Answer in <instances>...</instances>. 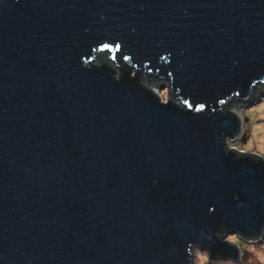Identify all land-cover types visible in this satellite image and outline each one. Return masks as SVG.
Here are the masks:
<instances>
[{
    "label": "water",
    "instance_id": "water-1",
    "mask_svg": "<svg viewBox=\"0 0 264 264\" xmlns=\"http://www.w3.org/2000/svg\"><path fill=\"white\" fill-rule=\"evenodd\" d=\"M263 85L264 0H0V264L235 261Z\"/></svg>",
    "mask_w": 264,
    "mask_h": 264
},
{
    "label": "rangeland",
    "instance_id": "rangeland-1",
    "mask_svg": "<svg viewBox=\"0 0 264 264\" xmlns=\"http://www.w3.org/2000/svg\"><path fill=\"white\" fill-rule=\"evenodd\" d=\"M234 113L238 115L241 130L234 141L226 139L225 145L249 155H256L264 160V88L260 89L249 103L242 104ZM226 237L234 243L241 251L247 253L246 258L239 262L224 261L215 256L209 260L205 252L194 250L192 264H264V238L256 244H248L229 234Z\"/></svg>",
    "mask_w": 264,
    "mask_h": 264
},
{
    "label": "flooded vegetation",
    "instance_id": "flooded-vegetation-1",
    "mask_svg": "<svg viewBox=\"0 0 264 264\" xmlns=\"http://www.w3.org/2000/svg\"><path fill=\"white\" fill-rule=\"evenodd\" d=\"M264 88V85L263 86H261V87H259V88H256L255 89V94L257 95V93H258V91L260 90V89H263ZM250 99H253V98H251L250 97ZM233 104V103H232ZM231 236H234V237H236V239H238V240H240V241H243V242H248V244L250 243V244H256V243H258L261 239H262V237L258 240V241H255V242H251V241H245V240H242V239H240L238 236H236V235H231ZM246 255H247V253L246 252H244V251H241L239 248H238V256H237V259L235 260V261H231V262H239V261H241V260H243V259H245L246 258ZM209 258V257H208ZM214 258V257H213ZM212 258V259H213ZM219 258V257H218ZM212 259H209V260H212ZM222 259V258H221ZM222 260H226L227 261V259H222ZM229 261V260H228Z\"/></svg>",
    "mask_w": 264,
    "mask_h": 264
},
{
    "label": "trees",
    "instance_id": "trees-1",
    "mask_svg": "<svg viewBox=\"0 0 264 264\" xmlns=\"http://www.w3.org/2000/svg\"><path fill=\"white\" fill-rule=\"evenodd\" d=\"M254 97H256L255 91H254V92L252 93V95H251V98H254ZM251 100H252V99H249V101H248L247 103H249Z\"/></svg>",
    "mask_w": 264,
    "mask_h": 264
}]
</instances>
